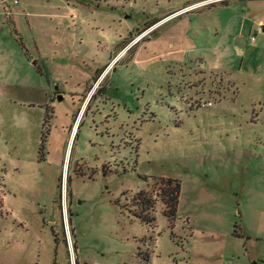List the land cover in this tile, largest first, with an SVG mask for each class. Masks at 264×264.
<instances>
[{"label":"rangeland","instance_id":"obj_1","mask_svg":"<svg viewBox=\"0 0 264 264\" xmlns=\"http://www.w3.org/2000/svg\"><path fill=\"white\" fill-rule=\"evenodd\" d=\"M186 1L0 0V264H264V0Z\"/></svg>","mask_w":264,"mask_h":264},{"label":"trees","instance_id":"obj_2","mask_svg":"<svg viewBox=\"0 0 264 264\" xmlns=\"http://www.w3.org/2000/svg\"><path fill=\"white\" fill-rule=\"evenodd\" d=\"M50 119L49 108L46 112L44 120V129L42 133L41 148L45 145L48 137V131L46 129ZM160 190L162 194L163 212L171 220H175L178 216V204L181 192V183L174 178H162ZM156 199L147 191L141 190L137 192L134 199V205L136 206L132 212L135 216L139 217L142 221L152 225L156 221L155 209ZM235 235L241 234L236 231Z\"/></svg>","mask_w":264,"mask_h":264},{"label":"crops","instance_id":"obj_3","mask_svg":"<svg viewBox=\"0 0 264 264\" xmlns=\"http://www.w3.org/2000/svg\"><path fill=\"white\" fill-rule=\"evenodd\" d=\"M199 0H187L184 4H182V5H179V7H175V8H173V7H171L169 10H167L165 13H164V15H162L163 17H166L168 14H170V13H172L173 11H176V10H179V9H181V8H183V7H185V6H187V5H189V4H192V3H195V2H198ZM198 8H201V9H203V11H201V12H199L200 14L198 15V23H201V25L202 24H204V21H207V19L209 18V17H212L211 16V11H210V9H207L208 8V6H204V7H198ZM196 9V8H195ZM194 9V10H195ZM207 10H209V11H207ZM190 11L191 10H189L188 12H186V13H183V14H181V15H179V16H177V17H175V18H173V19H170V20H168V21H174V20H176V22H177V18H182L183 16H185V15H187V14H189L190 13ZM193 11V10H192ZM9 13L7 12V10L5 9V10H1L0 11V15H4L5 17H9V20H14V19H12L13 18V15H14V13L12 14V18L10 17V15H8ZM214 15V14H213ZM245 17V16H244ZM168 21H166L164 24H166ZM216 22H218V23H221V20L217 17L216 18V20H215ZM261 21V20H260ZM178 24V23H177ZM176 24V25H177ZM171 26V25H170ZM172 28V27H171ZM170 29V28H169ZM169 29H166V30H164L163 31V33H162V35H166L167 33H168V31H169ZM180 37L182 38V34H180ZM189 48H186V49H183V48H179L178 49V51H181V52H183L184 53V50H188ZM201 59H203V58H201ZM202 61H204V60H202ZM257 264V263H256Z\"/></svg>","mask_w":264,"mask_h":264},{"label":"built area","instance_id":"obj_4","mask_svg":"<svg viewBox=\"0 0 264 264\" xmlns=\"http://www.w3.org/2000/svg\"><path fill=\"white\" fill-rule=\"evenodd\" d=\"M212 1H215V0H205L203 3H207V2H212ZM199 4H193V5H190V6H187L185 8H183L182 11H186V10H190L194 7H197ZM253 39H255V36H253ZM67 204H66V194L64 193V213L65 215L67 216ZM67 218V217H66Z\"/></svg>","mask_w":264,"mask_h":264},{"label":"water","instance_id":"obj_5","mask_svg":"<svg viewBox=\"0 0 264 264\" xmlns=\"http://www.w3.org/2000/svg\"><path fill=\"white\" fill-rule=\"evenodd\" d=\"M56 89H58V87H57ZM59 97H61V98H62V96H61V95H60Z\"/></svg>","mask_w":264,"mask_h":264},{"label":"flooded vegetation","instance_id":"obj_6","mask_svg":"<svg viewBox=\"0 0 264 264\" xmlns=\"http://www.w3.org/2000/svg\"><path fill=\"white\" fill-rule=\"evenodd\" d=\"M61 93H58V96L60 95Z\"/></svg>","mask_w":264,"mask_h":264},{"label":"bare ground","instance_id":"obj_7","mask_svg":"<svg viewBox=\"0 0 264 264\" xmlns=\"http://www.w3.org/2000/svg\"><path fill=\"white\" fill-rule=\"evenodd\" d=\"M123 54V53H122Z\"/></svg>","mask_w":264,"mask_h":264}]
</instances>
